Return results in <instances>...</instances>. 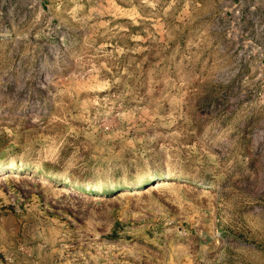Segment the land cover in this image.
Listing matches in <instances>:
<instances>
[{
	"label": "rangeland",
	"instance_id": "rangeland-1",
	"mask_svg": "<svg viewBox=\"0 0 264 264\" xmlns=\"http://www.w3.org/2000/svg\"><path fill=\"white\" fill-rule=\"evenodd\" d=\"M0 264H264V0H0Z\"/></svg>",
	"mask_w": 264,
	"mask_h": 264
},
{
	"label": "bare ground",
	"instance_id": "bare-ground-1",
	"mask_svg": "<svg viewBox=\"0 0 264 264\" xmlns=\"http://www.w3.org/2000/svg\"><path fill=\"white\" fill-rule=\"evenodd\" d=\"M178 185V184H177ZM182 187V186H181ZM181 189V188H180ZM183 189V188H182ZM196 191V190H195ZM192 192H193V190H192ZM194 193V192H193ZM196 193V192H195ZM198 197L199 198H206L207 197V193H205V192H201V193H199L198 194Z\"/></svg>",
	"mask_w": 264,
	"mask_h": 264
}]
</instances>
